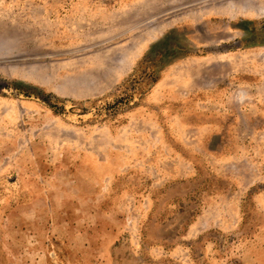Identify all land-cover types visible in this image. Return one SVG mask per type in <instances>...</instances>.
Listing matches in <instances>:
<instances>
[{
	"label": "rangeland",
	"instance_id": "374dc122",
	"mask_svg": "<svg viewBox=\"0 0 264 264\" xmlns=\"http://www.w3.org/2000/svg\"><path fill=\"white\" fill-rule=\"evenodd\" d=\"M264 0H0V264H264Z\"/></svg>",
	"mask_w": 264,
	"mask_h": 264
},
{
	"label": "bare ground",
	"instance_id": "6f19581e",
	"mask_svg": "<svg viewBox=\"0 0 264 264\" xmlns=\"http://www.w3.org/2000/svg\"><path fill=\"white\" fill-rule=\"evenodd\" d=\"M262 11L264 10V8L263 9H261Z\"/></svg>",
	"mask_w": 264,
	"mask_h": 264
}]
</instances>
